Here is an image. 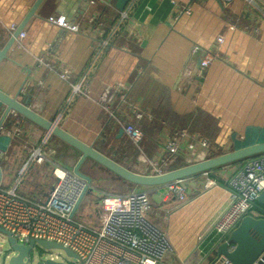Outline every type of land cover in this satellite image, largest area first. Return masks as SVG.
Returning a JSON list of instances; mask_svg holds the SVG:
<instances>
[{"label":"crops","instance_id":"obj_1","mask_svg":"<svg viewBox=\"0 0 264 264\" xmlns=\"http://www.w3.org/2000/svg\"><path fill=\"white\" fill-rule=\"evenodd\" d=\"M36 1L0 0V50ZM90 1L42 0L36 6L23 26L24 37L14 40L0 62L2 93L129 170L139 155L156 158L161 143L181 129L207 141L213 158L264 144V0ZM58 16H65L78 32L48 23ZM206 53L213 61L195 84H186L182 72L188 67L197 74V62ZM63 74L67 81L60 79ZM78 84L88 92L73 95L71 87ZM4 110L0 104V118ZM135 113L142 118L136 120ZM17 123L20 139L7 137L4 133ZM125 124L141 130L138 146L124 132L119 134ZM45 134L11 112L0 130V184L36 203L45 200L53 185V166L72 171L80 158L51 136L45 147L55 150L54 165L29 164L17 184L28 157L23 145ZM243 163L209 173L216 184L210 189L201 173L187 178V202L181 206L152 201L151 222L166 233L174 250L164 264H197L198 239L227 204L226 183ZM80 171L92 179L91 194L82 199L84 209L91 208L84 224L94 220L102 196L139 192L90 160ZM140 191L151 193L154 188ZM216 255L211 253L203 264Z\"/></svg>","mask_w":264,"mask_h":264},{"label":"built area","instance_id":"obj_2","mask_svg":"<svg viewBox=\"0 0 264 264\" xmlns=\"http://www.w3.org/2000/svg\"><path fill=\"white\" fill-rule=\"evenodd\" d=\"M94 1L91 0L90 4ZM221 1L230 3L233 0ZM244 1L252 3L260 0ZM185 13L188 14V10H185ZM125 18L126 14L122 13L121 20ZM48 23L66 32H78L77 27L70 24L65 16L49 19ZM15 29L13 25L9 28L11 33ZM23 37L24 34L20 33L19 38ZM216 42L221 45L223 37L219 36ZM193 50L195 51L196 47ZM213 59V55L206 53L197 62V74L187 67L182 72L181 79L188 85L195 84V79L201 78L202 72L209 67ZM42 65L39 60L38 66ZM60 79L67 81L69 76L63 74ZM82 86H72V94L88 92L87 87ZM103 101L104 104L108 103V99ZM12 116L17 117V114L12 112ZM134 118L140 120L142 115L135 113ZM123 132L133 144H140L143 135L138 127L125 124ZM4 134L9 138L20 139V124L17 123L13 130ZM50 137V133L46 132L41 139L23 145L28 157L19 173L17 184L29 164H53L55 150L45 147ZM159 148L160 152L156 158L139 155L132 169L128 170L141 176L154 177L169 172V168L174 164L181 168L213 158L210 144L184 129L172 133ZM201 174L205 178L206 189L216 185L210 180L207 172ZM52 176L53 185L42 203L19 196L14 189L3 188L0 184V228L10 234L15 244L27 246L32 239L59 244L76 255V259L72 258L74 264H164L173 254L174 250L166 233L152 223L147 214L152 208V195L158 196L159 203L172 201L176 206L185 204L186 179L155 187L151 193L139 191L125 195H104L99 201L92 223L84 224L74 219L75 214L72 216V212L86 183L73 171L57 164L53 166ZM226 187L229 193L227 204L215 217L206 234L198 239L195 247L199 257L197 264H203L220 245L227 243L231 233L244 217H259L254 212V203L255 197L264 191V157L244 161L240 170L226 183ZM0 243L6 244V237L2 234ZM233 249V245H228V252ZM4 252L0 247V257H3ZM47 260L66 264L58 261L57 256ZM210 264L230 262L225 257L216 255Z\"/></svg>","mask_w":264,"mask_h":264},{"label":"water","instance_id":"obj_3","mask_svg":"<svg viewBox=\"0 0 264 264\" xmlns=\"http://www.w3.org/2000/svg\"><path fill=\"white\" fill-rule=\"evenodd\" d=\"M41 1L42 0L36 1L21 26L14 32L7 44L0 50V62L6 59V54L11 48L14 40L22 32L23 26L25 25L27 20L32 17L36 6ZM0 104L5 107V110L0 118V130L2 128L4 120L7 118L9 113L13 112L21 118L27 120L34 126L38 127L39 129L50 133L52 137L60 140L80 154V158L72 171L77 177L82 179L86 183V185L73 209L72 216L75 214L84 196L91 194L90 185L92 180L89 176L84 175L80 171V167L87 160H90L95 165L99 166L103 170L108 171L113 176H116L126 183L135 186L155 188L177 180L186 179L203 172L211 171L232 163L246 161L255 157H264V144H261L239 151L222 154L202 163L181 167L179 169L164 173L160 176H141L129 171L127 168L120 166L113 160L100 154L99 152L94 150L92 146L80 142L59 127L55 126L51 122L45 120L40 115L33 112L26 106V104L17 102L16 98L9 97L1 91ZM122 133L123 129H120L119 134ZM151 200L156 204L159 203V198L156 195H152ZM254 209L257 211L259 217H244L236 227V229L231 233L227 243L220 245L216 250L217 256L225 257L230 262V264H264V191L261 192L257 197H255ZM0 234L6 237L7 252H4L3 259L7 261V264H28L29 253L35 245L45 250H62L68 257L76 259V255L69 249L53 242L32 239L29 241L27 246H21L15 244V241L10 237V234L1 228ZM228 245L234 246L232 252H228ZM8 252H13V254H11V256H8L6 255V253ZM37 264L63 263L51 262L49 260H46L44 262L39 261L37 262Z\"/></svg>","mask_w":264,"mask_h":264},{"label":"rangeland","instance_id":"obj_4","mask_svg":"<svg viewBox=\"0 0 264 264\" xmlns=\"http://www.w3.org/2000/svg\"><path fill=\"white\" fill-rule=\"evenodd\" d=\"M105 173L107 174V172H105ZM91 176H93L94 181L97 180V175L95 174V172H93L91 174ZM98 180L100 181V178ZM100 182L103 184L106 183L104 180H101ZM131 187H132L133 191L146 190L147 188H150V187H142V186H135V185H131ZM84 205H85L84 201H82V203L80 204L79 208L77 209V212H76L75 217H74V219H76L77 221L82 222V223L84 222V220H86L88 218V215H89L88 210L89 211L91 210L90 206L86 207V209H84ZM149 215H153V212L150 211L147 214V218L151 221L152 218ZM0 247H2L3 251L7 252L6 251L7 250V244L0 243ZM11 254H13V252L6 253V255H8V256H11ZM54 256L58 257V261H62L66 264H74L75 263V261L72 258L68 257L62 250H59V249L45 250V249H42L39 246L35 245L29 253L28 264H37V262H39V261H45L50 257L53 258ZM0 264H7V261L4 260L3 257H0Z\"/></svg>","mask_w":264,"mask_h":264},{"label":"trees","instance_id":"obj_5","mask_svg":"<svg viewBox=\"0 0 264 264\" xmlns=\"http://www.w3.org/2000/svg\"><path fill=\"white\" fill-rule=\"evenodd\" d=\"M256 158V157H255ZM180 168V166H174L173 168H171L169 171H172V170H176V169H179ZM213 171H215V169L214 170H211V171H207V173L209 174V173H212ZM195 176V175H194ZM192 177V176H191ZM131 185V184H130Z\"/></svg>","mask_w":264,"mask_h":264}]
</instances>
